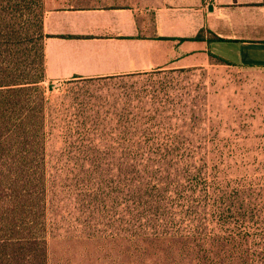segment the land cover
Here are the masks:
<instances>
[{"label":"rangeland","instance_id":"rangeland-1","mask_svg":"<svg viewBox=\"0 0 264 264\" xmlns=\"http://www.w3.org/2000/svg\"><path fill=\"white\" fill-rule=\"evenodd\" d=\"M45 12L0 0V77H35ZM27 87L0 97V213L27 211L47 257L0 264H264V70L43 71Z\"/></svg>","mask_w":264,"mask_h":264},{"label":"crops","instance_id":"crops-1","mask_svg":"<svg viewBox=\"0 0 264 264\" xmlns=\"http://www.w3.org/2000/svg\"><path fill=\"white\" fill-rule=\"evenodd\" d=\"M45 6V73L53 83L195 68L211 55L264 70V0H45ZM201 32V40H180Z\"/></svg>","mask_w":264,"mask_h":264},{"label":"trees","instance_id":"trees-1","mask_svg":"<svg viewBox=\"0 0 264 264\" xmlns=\"http://www.w3.org/2000/svg\"><path fill=\"white\" fill-rule=\"evenodd\" d=\"M203 32L199 33L192 39H180V40H201L203 39ZM46 38V36H45ZM217 40H221L216 37ZM37 56V69L35 77L33 79H26L24 75H17L13 79H6L0 77V97H11L13 94L25 90L31 84H37L40 82L41 72H45V55H44V44L43 47L38 48ZM211 58L227 65H232L226 60H223L217 56L211 55ZM25 72V71H23ZM12 135V134H11ZM32 187H39V189L45 188L44 175L37 172L33 173L32 177L28 179ZM136 193V192H135ZM17 204V203H16ZM1 212V211H0ZM27 214L25 210H11L2 211L0 213V257L6 258L3 262H10L9 257L15 256L18 260L23 256H33L38 258V262L46 260L47 250L46 241L43 240V236L38 229L34 226L30 227L31 235H28L24 229H20L17 225L18 221L24 220V215ZM29 216V214H28ZM33 259V258H32ZM32 261V260H31ZM9 263V264H10Z\"/></svg>","mask_w":264,"mask_h":264}]
</instances>
